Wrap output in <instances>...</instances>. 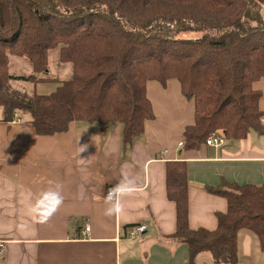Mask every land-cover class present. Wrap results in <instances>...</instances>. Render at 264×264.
Masks as SVG:
<instances>
[{
	"label": "trees",
	"instance_id": "1",
	"mask_svg": "<svg viewBox=\"0 0 264 264\" xmlns=\"http://www.w3.org/2000/svg\"><path fill=\"white\" fill-rule=\"evenodd\" d=\"M264 0H0V121L30 115L38 135L67 131L73 121L123 123L126 146L142 136L156 113L147 83L181 82L195 104V123L184 131V149L205 144L211 132L240 140L264 134ZM70 65L68 79L51 77L50 57ZM30 72L12 71L11 57ZM58 81L39 94L24 82ZM22 120V116H21ZM188 166L166 162V191L176 207L172 237L189 247V264L209 252L214 264H239L241 230L264 250V184L223 179L205 185L227 199L217 227L192 228Z\"/></svg>",
	"mask_w": 264,
	"mask_h": 264
},
{
	"label": "crops",
	"instance_id": "2",
	"mask_svg": "<svg viewBox=\"0 0 264 264\" xmlns=\"http://www.w3.org/2000/svg\"><path fill=\"white\" fill-rule=\"evenodd\" d=\"M254 86L264 112V77ZM147 94L156 118L130 146L121 122L73 121L67 131L38 135L29 114L0 121V264H189V247L172 237L176 207L167 197L166 162H187L192 228L215 229L217 213L228 209L227 199L205 185L224 178L264 184V134L184 149L179 143L195 123L194 101L177 78L148 81ZM111 190L115 200L108 199ZM49 191L61 196L54 212ZM139 223L147 225L145 235L127 237ZM238 247L239 264H264L251 231L239 232ZM195 264L214 263L203 252Z\"/></svg>",
	"mask_w": 264,
	"mask_h": 264
},
{
	"label": "rangeland",
	"instance_id": "3",
	"mask_svg": "<svg viewBox=\"0 0 264 264\" xmlns=\"http://www.w3.org/2000/svg\"><path fill=\"white\" fill-rule=\"evenodd\" d=\"M262 9V7H261ZM263 11V9H262ZM11 65L12 71L22 74L30 72V64L29 62L22 57L12 56L11 57ZM50 75L51 77H58L60 79H68L71 75V68L68 64H63L60 62L58 57V52L53 51L50 57ZM18 87H26L29 90H36L39 94H49L56 90L59 83L58 81H46V82H39L33 86L24 82H16L14 83ZM27 115V112L23 113Z\"/></svg>",
	"mask_w": 264,
	"mask_h": 264
},
{
	"label": "built area",
	"instance_id": "4",
	"mask_svg": "<svg viewBox=\"0 0 264 264\" xmlns=\"http://www.w3.org/2000/svg\"><path fill=\"white\" fill-rule=\"evenodd\" d=\"M21 121V114L20 113H15V118L13 122H19ZM226 142V138L224 137V135L222 133L219 132H211L206 144L210 145V146H214V147H220L222 146L224 143ZM180 146L184 145V141H181ZM111 193V200H115L117 197V191L115 190H111L108 193ZM90 231V224H86L85 228L83 229V233H88ZM147 231V225L143 224V223H139V224H134L130 227L129 232L127 234V237L132 238V239H138L141 238L145 235ZM1 244H0V248H1Z\"/></svg>",
	"mask_w": 264,
	"mask_h": 264
},
{
	"label": "clouds",
	"instance_id": "5",
	"mask_svg": "<svg viewBox=\"0 0 264 264\" xmlns=\"http://www.w3.org/2000/svg\"><path fill=\"white\" fill-rule=\"evenodd\" d=\"M44 196H45V199H49L52 201V204H53L52 211L54 212L56 210V208L61 203V196H60L59 192L58 191H49V192L45 193ZM108 199L111 200V193L109 194ZM114 210H118V209L110 208L109 212L114 211Z\"/></svg>",
	"mask_w": 264,
	"mask_h": 264
}]
</instances>
